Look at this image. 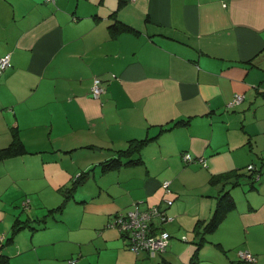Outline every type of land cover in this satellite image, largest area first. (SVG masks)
Segmentation results:
<instances>
[{
	"label": "crops",
	"instance_id": "obj_1",
	"mask_svg": "<svg viewBox=\"0 0 264 264\" xmlns=\"http://www.w3.org/2000/svg\"><path fill=\"white\" fill-rule=\"evenodd\" d=\"M116 20L133 29H112ZM6 53L0 150L17 135L24 145L0 156V254L11 264L10 244L21 230L4 245L21 217L11 204L22 203L34 229L45 227L75 180L69 182L89 169L69 199L81 206L82 223L128 245L107 223L136 205H157L167 216L153 219L158 230H184L187 239L192 232L195 248L222 186L210 178L239 170L240 182L225 184L237 206L205 234L200 262L264 264V157L254 150H264V142L244 141L241 133L248 125L252 135L264 134V0H0V56ZM95 77L103 79L99 97L91 89ZM236 92L243 100L228 105ZM182 117L191 120L161 131ZM154 135L139 151L143 163L101 170L99 163L130 139ZM185 152L206 164L187 162ZM49 166H57L54 188L45 177ZM185 198L192 203L183 207ZM40 205L50 206L43 224L30 211ZM64 208L54 221L65 220ZM195 248L187 249L186 262ZM163 252L137 253L157 261ZM162 262L170 263L164 256Z\"/></svg>",
	"mask_w": 264,
	"mask_h": 264
},
{
	"label": "rangeland",
	"instance_id": "obj_2",
	"mask_svg": "<svg viewBox=\"0 0 264 264\" xmlns=\"http://www.w3.org/2000/svg\"><path fill=\"white\" fill-rule=\"evenodd\" d=\"M261 107H264L262 103ZM243 128L244 130H241V133L244 134V141L252 139L255 144L257 140L261 143L264 142V134L252 135L248 125ZM240 129L241 128L237 130ZM247 146H250L249 143H247ZM254 150L259 151L264 157V150L257 147H255ZM73 162H75V160L70 159L68 164L66 162V165L68 166ZM193 163L194 164L189 165V167L197 166L195 163L199 162ZM60 166L64 168L62 164H60ZM56 168L57 166L47 167L45 177L50 184L56 178V172L54 171ZM71 172L72 174H76L75 171L71 170ZM182 176L184 179H188L186 174H182ZM75 178L76 176L69 183L72 184ZM81 186L82 184L79 185V187ZM51 188H54V186ZM45 194L47 197H49L50 194L59 196L57 192L47 191ZM64 199V197H61L60 201L63 202ZM25 201H28V199ZM60 201L55 203V205ZM68 202L64 204L66 212L64 221H54L53 218L55 215L54 213H50L48 215L47 226L39 229H34L31 226V222L34 220L29 219L31 217H27L28 212L22 203L16 202L11 204L13 205L11 206V210L16 208L14 205L19 206L15 211L16 214H19V212L21 213L19 221L22 222V220H26L25 227L18 231L15 241L10 244V251L14 254L16 253L13 258L15 264H90L92 262L96 264H98V262L107 264H166L162 262V256L170 261L168 264H184L183 262L187 256V249L189 246L192 245L193 248H195L194 241L196 238L192 232L189 233L190 237L187 239V237L183 235L185 233L184 230L177 232V230L173 231L174 228H172L173 237L171 240L173 242L168 245L165 252L162 254L157 253L159 257L161 255L157 261L148 257L146 253H143V256H139L137 251L130 245L123 243L117 246L116 242L112 240L107 241L103 236L99 235L102 229H95L92 228L90 224L82 223L85 214L81 206L73 201L70 202V200ZM190 203H192L190 198H185L182 204L183 207H186ZM49 208L50 206L40 205L39 207L30 208V211L35 212L33 217L44 216ZM77 213L79 214L77 215ZM16 218L17 217H14L13 221H15ZM85 220L86 222H90V217H86ZM111 221H109L107 225L112 226ZM38 222L43 224V222L39 220ZM110 229H114L119 234L121 233L117 226H112ZM171 231L168 230L170 234ZM10 232L11 230L9 234Z\"/></svg>",
	"mask_w": 264,
	"mask_h": 264
},
{
	"label": "trees",
	"instance_id": "obj_3",
	"mask_svg": "<svg viewBox=\"0 0 264 264\" xmlns=\"http://www.w3.org/2000/svg\"><path fill=\"white\" fill-rule=\"evenodd\" d=\"M111 28L114 29V30H130V29H133V27L131 25H129V24H127V23H125V22H123L121 20H116L113 24H111ZM102 83H103V79L101 78V85H102ZM102 87H103V85H102ZM91 89H92V87H91ZM92 93H93V91H92ZM236 93H238V92H236ZM190 120H191V117H182V118H178V119H173V120L161 125V131L168 130V129L176 126V125L187 124ZM156 136L157 135L145 136L143 138L130 139L129 144L126 147L117 149L115 155H113L110 158H107L105 160H102L99 163L101 170L103 172H108L110 170H114V169L120 168V167H122L124 165L128 166V165H136V164L143 163L144 160L139 155V153H140L139 151L142 149V147L144 145H146L149 141L154 139ZM19 148L23 150L24 149V145L21 142L20 137L17 135V136H15V138L12 141L10 146L0 150V156H7V155H10V154H14V153H16L19 150ZM188 153H190V152H188ZM191 156H192L193 159L192 160H187V159L184 158V153H183V158H184V160H187V162L196 161V160H202V159L195 158L192 154H191ZM204 162L205 161L202 160L203 164H205ZM250 165H251V163L248 164L247 166L250 167ZM254 168H257V167H251V169H254ZM90 171H91V169L86 170V171H82L76 176V178H75L76 182L74 181L73 186L69 189L70 191L68 192V194L65 195V199L63 200V202H61L56 207L51 208V212L55 211V212H53L55 214V213L63 210L64 204L67 201H69V199L72 197V195L75 192V190L77 189V187L85 180V178L88 176ZM260 172H261V169H259L258 172H257L258 176H259ZM240 175L242 176L243 174L239 170H229V171H224L223 173H221L220 177L212 176L210 178V180L212 182H214V183L216 181L220 180L222 182V186L218 190L215 209H214L211 217L208 219V221H206L204 223V229L202 231L198 230V232H197V233H202V235L200 236V240L198 242H196L197 247L195 248L194 253L190 257V260L188 262L184 263V264H201L199 246L205 240L204 239L205 238V234L208 233V232L213 231L225 219L227 214L231 210L235 209L236 206H237V201H236L235 197L233 196L230 188L225 186V184L228 183V182H232V183L238 184L240 182V180H239L240 179ZM223 180H225V182ZM153 206H156V205H153ZM153 206H151V207H153ZM46 217L47 216L45 214L42 218H39V219L43 223H45V221H47ZM19 220L20 219H17L15 221L13 236H10L8 241H6L4 243V245H8L9 243L13 242L14 234L18 230H20L23 227H25V221L26 220H22V222H20ZM202 220L203 219L198 220L196 222L195 229H198L199 227H201L199 225L201 224ZM31 226L34 227L33 225H31ZM1 247H2V245L0 246V248ZM165 263L168 264V262H165ZM0 264H11L7 255L0 254Z\"/></svg>",
	"mask_w": 264,
	"mask_h": 264
},
{
	"label": "built area",
	"instance_id": "obj_4",
	"mask_svg": "<svg viewBox=\"0 0 264 264\" xmlns=\"http://www.w3.org/2000/svg\"><path fill=\"white\" fill-rule=\"evenodd\" d=\"M11 65L10 53L0 56V71ZM101 85V78L95 77L92 85L93 95L99 97L103 91ZM243 93H236L228 105H234L243 100ZM184 158L192 160L190 153L185 152ZM206 164V163H205ZM252 167V165H250ZM164 186L169 189V182L165 181ZM166 202L170 204L171 199H167ZM160 221L167 219L165 211L159 206H153L147 209H141L138 205L130 208L126 211L118 212L114 219L111 221V225L117 226L120 231L126 236L128 245L134 248L137 252H163L168 245L171 234L164 229L158 230L154 222V218ZM240 255L244 258L254 259L253 255L249 252L240 251Z\"/></svg>",
	"mask_w": 264,
	"mask_h": 264
}]
</instances>
